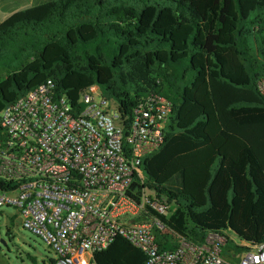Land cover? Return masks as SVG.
<instances>
[{
	"label": "trees",
	"instance_id": "16d2710c",
	"mask_svg": "<svg viewBox=\"0 0 264 264\" xmlns=\"http://www.w3.org/2000/svg\"><path fill=\"white\" fill-rule=\"evenodd\" d=\"M255 10L264 13V0H51L17 10L0 22V111L46 80L71 103L96 85L124 113L150 93L168 99L163 143L131 189L163 205L166 230L190 242L228 230L260 244L264 22L249 18ZM154 237L173 249L167 231ZM93 260L143 264L145 255L116 237Z\"/></svg>",
	"mask_w": 264,
	"mask_h": 264
},
{
	"label": "built area",
	"instance_id": "2783aa9c",
	"mask_svg": "<svg viewBox=\"0 0 264 264\" xmlns=\"http://www.w3.org/2000/svg\"><path fill=\"white\" fill-rule=\"evenodd\" d=\"M255 89L264 103V59ZM171 110L150 93L124 113L96 85L71 103L46 80L0 111V209L15 211L53 254L51 264H95L116 237L141 251L143 264H264V242L234 235V244L228 230L190 242L166 230L157 217L163 205L131 189L162 145ZM155 231L173 236V249L160 250Z\"/></svg>",
	"mask_w": 264,
	"mask_h": 264
},
{
	"label": "rangeland",
	"instance_id": "374dc122",
	"mask_svg": "<svg viewBox=\"0 0 264 264\" xmlns=\"http://www.w3.org/2000/svg\"><path fill=\"white\" fill-rule=\"evenodd\" d=\"M51 0H35L37 5ZM9 2V3H8ZM0 0V22L11 13L36 4L15 5L10 1ZM11 4V5H8ZM259 16L264 22V13L255 10L250 13L249 18ZM248 41L251 43L252 36ZM232 243L238 244L237 238L231 233H225ZM53 254L47 247L31 233L23 230L15 216L12 208L0 209V264H49Z\"/></svg>",
	"mask_w": 264,
	"mask_h": 264
},
{
	"label": "crops",
	"instance_id": "0c3cea01",
	"mask_svg": "<svg viewBox=\"0 0 264 264\" xmlns=\"http://www.w3.org/2000/svg\"><path fill=\"white\" fill-rule=\"evenodd\" d=\"M4 1H6V2H8V1H10V0H4ZM9 3V2H8ZM36 4L37 5V3H35V0H12V2H11V4H15V5H20V6H22V5H26V4ZM11 4H8V5H11ZM39 4H41V3H39ZM33 6H35V5H33ZM30 7V6H29Z\"/></svg>",
	"mask_w": 264,
	"mask_h": 264
}]
</instances>
